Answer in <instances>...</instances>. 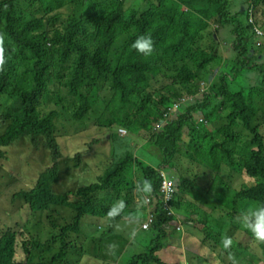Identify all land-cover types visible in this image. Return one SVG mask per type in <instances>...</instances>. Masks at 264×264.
<instances>
[{
    "label": "trees",
    "instance_id": "trees-1",
    "mask_svg": "<svg viewBox=\"0 0 264 264\" xmlns=\"http://www.w3.org/2000/svg\"><path fill=\"white\" fill-rule=\"evenodd\" d=\"M144 2L68 0L74 11L68 15L57 6L56 0L4 1L0 11V33L5 35L6 56L4 70L0 72V125L4 128L0 132V154H5L3 146L10 147L25 136L36 145L43 140L49 147L55 165L40 174L34 188L20 189L13 199L24 200L31 208L32 219L25 222L26 229L37 231L39 224L34 221L44 223L46 233L60 237L61 244L59 254L53 257L18 261L16 233L0 232V264H80L77 254L82 251V238L84 241L88 238L81 221L99 208L98 203L111 206L114 201L124 199L127 203L124 215L130 213L137 202L133 196L134 176L139 181L150 179L152 193L160 195L163 178L156 165L140 157L134 159L133 154L122 159L112 171L106 169L111 172L102 171L97 182L64 197L56 193L53 188L60 178L58 161L62 156L59 133L67 125L71 129V123L85 128L90 125L124 128L143 140H151L143 148L147 145L162 148L161 160L149 151L159 167L165 162H178L181 169L183 161L186 162L188 167L181 170L178 179L182 184L176 186L189 192V198L180 201L178 192L172 205L178 210L184 206L182 210L187 216L196 213L200 201L193 195L204 183L193 168L198 166L204 175L210 174L205 184L207 181V188L216 189L215 208L220 215L211 228L205 225V235L220 245L225 228L231 229L232 238L231 234L239 228L245 231L235 219L241 208L250 202L264 203V130L262 124L255 123L264 108V52L257 45L264 35L258 37V25L242 14L244 1L159 0L154 4L151 0L142 8ZM183 10L192 11L184 17ZM258 10V23H261L264 0H260ZM212 20L223 23L221 36L235 37L234 57L217 69L209 67L207 60L212 59L211 53L198 47L192 51L190 47L196 45L195 37ZM165 27V33L177 29L180 37L177 44L166 45L160 38ZM144 34L151 35L154 41L150 57L138 54L131 47ZM184 58L189 63L179 68L177 63ZM166 61L175 65L167 68L161 64ZM207 68L209 85L204 89L199 70ZM182 90L193 97L182 99ZM6 97L10 102L3 105ZM175 103L178 104L176 119L172 115L170 122L154 132L150 115L157 112L153 119L163 121L164 113H169ZM198 119L201 121L197 124ZM75 161L78 166L82 163L81 154ZM225 164L244 178L240 187L233 188L226 180L228 174H222ZM124 171L129 180L121 178ZM191 177L195 179L192 181ZM50 205H67L76 210L75 223L64 225L52 220L50 224V216L56 211ZM153 205L155 219L150 228L159 232L151 241L154 249L135 253L127 262L122 255L117 260L119 264H170L158 252L163 248L162 239L173 215L163 207L160 197L154 198ZM106 213L105 210L92 216L104 218ZM57 226H63L61 233L54 230ZM32 233L37 235L35 243L39 248L57 245L53 241L56 237L44 239V234ZM257 244L264 251V243ZM198 245L202 242L197 238L189 241L188 252L200 255L204 264H209L205 251L208 240L203 239L202 249ZM231 252L238 264H261L260 260L250 258L238 241L233 240ZM217 254L222 264H231L223 249ZM196 256H190L191 260Z\"/></svg>",
    "mask_w": 264,
    "mask_h": 264
},
{
    "label": "rangeland",
    "instance_id": "rangeland-1",
    "mask_svg": "<svg viewBox=\"0 0 264 264\" xmlns=\"http://www.w3.org/2000/svg\"><path fill=\"white\" fill-rule=\"evenodd\" d=\"M56 3L57 6L67 12L68 15L73 14L74 11H72L71 6L68 4V0H56ZM255 10L256 8L252 11L253 20H257L258 18ZM182 13L185 17H188L190 12L182 11ZM66 19L67 18H62V20ZM209 24L210 25L206 29L197 35V47L212 54V59H208L207 61L209 67L217 69L223 65L225 60L234 57L232 55L235 53L233 49L235 37L220 35L223 24L220 20H212ZM259 28L264 31V23L263 27L259 26ZM134 31L135 30H133V32ZM258 42L259 41H257V45ZM258 46L264 52V40L261 42V45ZM190 47L192 46L190 45ZM187 63H189V60L184 58L177 64L180 68ZM161 64L165 65L167 68L175 65L173 61H166ZM190 65L194 69H198L197 66L191 63ZM208 68L199 70L200 80L203 82L204 89L209 85ZM181 85H186V83H181ZM192 97L193 96H188L185 90L181 91V98L191 99ZM1 110L2 107H0V114L2 112ZM261 112L262 114L257 117L255 123L262 124L264 130V108ZM156 115L157 112H153L149 117V121H153L152 118ZM170 120L171 119L167 117V121ZM199 121L201 120L198 119L196 123L198 124ZM160 127L161 125L156 126L155 129ZM3 131L4 128L0 125V132ZM109 134L110 136H107ZM133 135L128 130L124 128L120 129L119 127L111 129L90 125L85 128L73 123H71V129L69 125L65 126L62 132L59 133V141L62 146V156L58 161V175L60 178L59 181L54 184L53 190L64 197L70 192L77 191L82 186L95 181L97 182L99 180L98 176L102 174V171L105 172L107 168L112 171L117 167L119 162L129 156V154H133L134 159L141 156L145 162L159 166V164H155L153 161L155 158L149 151L155 152L161 160V149L151 145H147L143 148L142 146L151 140H143L137 135H135L137 136V138H135ZM153 138L154 135L150 139ZM94 139L101 140L94 141ZM158 144L161 145L160 143ZM2 152L5 154H0V232L11 231L16 233L15 258L18 261H34L42 259V257L49 258L59 254L61 241L60 237L55 234L48 235L46 233L44 234V239L46 236L56 237L53 241H56L57 245L45 247L43 249L37 246L35 243L37 237L33 235L30 230L25 228V222L32 219L30 206L27 205L24 200L15 201L13 199L14 193L20 189L31 190L34 188L37 185L40 174L55 165L56 160L53 158L51 150L45 145L43 140H41L39 145H36L29 136H25L21 140L16 141L13 145L11 144L10 147L3 146ZM78 154H81L82 157V164L80 166H77L75 161ZM112 163L113 165H111ZM131 163L136 164L137 162L133 161ZM182 164L183 166L181 169H178V162L177 164L165 162L163 167L164 174L171 179L181 178L182 171H185L188 167L186 162L183 161ZM110 165L111 167L109 168L108 166ZM174 165H176V167ZM201 170L202 169L198 166L193 168V171L200 175L199 179L204 180L203 185L197 187L198 192L193 195L200 201L195 209L196 213L187 216L185 215V210H182L184 206L178 210L172 205L175 195H177L178 198V192L180 201L184 202L189 198V192H183L180 187L177 188L175 184V193L177 194H173L171 201V205L174 207V213L168 212L170 215H173L172 222L167 228L166 237L162 239L163 248L158 252L163 261L167 263L204 264L203 257L188 252L187 243L197 238L198 241L202 242V245H198L201 249L203 248V239L208 240L209 247L205 249L206 257L208 258L207 263L222 264L221 258L217 254L222 251V245H220L218 241L209 240L208 236L205 235V225H215L218 222L217 219L219 218L220 212L215 208L218 203V195H216V189L214 187L207 188V181L210 179L211 175H204ZM111 171L107 170L106 172L109 173ZM134 171L138 174L136 169H134ZM222 174H228L226 180L233 188L240 187L244 179L240 174H237V170H231L229 164H225L222 167ZM121 178L128 179L126 171H124L123 177ZM194 179V177H191L192 181ZM205 179L207 180L206 184ZM138 181L137 177L134 176V184ZM178 184L182 183L178 180L177 185ZM205 191L208 193L207 196L203 194ZM126 192L127 191L124 193ZM152 195L153 193L151 196ZM133 196L134 198L137 197V202L130 213L139 215L140 224L138 226L130 225L127 220L123 218V215L120 216V218H116L114 221L107 217L99 218L92 216L93 214L100 215V213H103L105 210L108 211L110 206H104L100 203H98L99 208L92 210L91 214L86 215L85 221H81V227L88 238L86 241L82 238V251H79L80 253L77 254L81 259L80 264H119L117 260L122 255H125L127 262L129 257L133 256L135 253H144L154 249L152 248L151 241L158 237L159 232L152 228H143L145 221L149 220L150 216L153 215L154 199L152 198L147 204L142 205L135 192V188ZM168 198H170V196H168ZM160 202L165 208L164 202ZM224 205L225 204H223V206ZM49 207L50 209H56V211H53L54 214L50 216L51 219L49 222L53 220L56 223L63 222L64 225L65 222L68 224L70 222L73 224L75 223V217H77L76 210L67 205H50ZM17 210L19 211L16 212ZM101 210H103V212ZM151 218L155 219L152 216ZM133 227L138 229L137 235L134 237L131 235ZM62 229L63 226L54 228L58 233H61ZM229 230L231 231L230 228H225L223 234L229 236ZM231 235L233 236L234 242L238 241L244 246L250 258L260 260V263L264 264V251L261 246L257 244L259 242L255 241L248 231H243L239 228V231L236 230V232H233ZM110 242H115L118 245L115 255L109 253L106 248V245ZM190 256H196V258L191 260Z\"/></svg>",
    "mask_w": 264,
    "mask_h": 264
},
{
    "label": "clouds",
    "instance_id": "clouds-1",
    "mask_svg": "<svg viewBox=\"0 0 264 264\" xmlns=\"http://www.w3.org/2000/svg\"><path fill=\"white\" fill-rule=\"evenodd\" d=\"M4 1L5 0H0V11L2 10L3 6L5 5ZM150 1L151 0H146V2H144V4H143L142 8H144L147 5V3ZM158 1L159 0H152L153 3L155 2L154 4H156ZM243 1H244V5H245L243 7V9H245V11H243L242 13L244 15L249 16L251 23L258 25V26H256V30L258 32L257 36L260 37L261 35H264V31H262L259 28V26L263 27L264 20L261 23H258L259 18H257V20L252 19V11H254V8H256V10H255L256 15L259 17L258 4L260 3V0H243ZM183 11H186V10H183ZM188 11L191 12L192 10H188ZM166 27L161 32L160 38L162 40H164L166 45L177 44L180 41V37L177 34V29L174 28V29L165 33ZM170 32L172 33V36L170 35ZM258 41H259L258 45H261V42L263 40L259 39ZM195 42H196L195 46L190 44L192 46L191 47L192 51H193V47L194 48L197 47V38L196 37H195ZM4 44H5V35L0 33V72H2L4 70V65L6 63ZM131 47L138 54H140L144 57H150L154 52V41H153L151 35H147V34L140 35L132 43ZM259 60H262V59L260 58ZM3 102H4L3 105L8 104L10 102V99L8 97H6L3 99ZM177 105L178 104L175 103L174 106L170 108L169 113H164L165 118L163 121L162 120L156 121L152 118L153 119L152 124H153L154 132H157L159 129H162L168 122L171 121V120L167 121V117L172 119L171 117H172V115H174L173 116L174 119L176 118V106ZM161 116H162V111H161ZM156 124H158V125H156ZM155 125L156 126L161 125V127L158 129H155L156 128ZM142 147H144V146H142ZM161 151H162V148H161ZM140 158H141V160L144 161L143 157L140 156ZM174 166L176 167V165H174ZM163 167L155 166V168L158 169L161 177L163 178V180L161 182V186H160V195H156L155 193H153V195L151 196V194L153 192V186H152V182L150 179H144L142 181H138L135 185V192L137 193L138 198L140 200V203L142 205L147 204L149 202V200L152 198L154 199L156 197H160V201L164 202V206L168 210V212L173 214L174 213V207L171 205V201L173 198V194L176 192L175 184L177 185L178 179H171L169 176H166L164 174ZM168 182H172V188L170 190L165 188V185ZM91 184L92 183L87 184V185H91ZM174 186H175V188H174ZM168 196H170V198H168ZM126 208H127L126 201L124 199H118V200L114 201L112 203V205L109 207V209L106 213V216L108 219L114 221L118 216L123 215V218L125 220H127V222L130 225L138 226L140 224L139 215L135 214V213H128V214L124 215ZM151 216L154 217L153 215H151ZM151 216H150V219L145 221V223L143 224L144 229H148L152 226V222L154 221V219H152ZM104 218H106V217H104ZM235 219L237 220V222L241 225V227L243 229H245L246 231L251 233V235L255 241H257L259 243H264V203L250 202L245 207H243L239 210ZM34 222L36 224H39V230L33 231V230L29 229L30 232L32 231V232L37 233V234H39V233L42 234L45 231L43 234H46V230H45L46 224L38 223V221H34ZM50 224H51V222H50ZM137 232H138V229L136 227H133L131 235L134 237L135 235H137ZM33 235H35L37 237L36 234H33ZM82 243H83V241H82ZM220 243L222 245L223 250L228 254L227 258L231 262V264H238L234 254L231 252V248L233 246V238L231 236L224 235V236H222ZM106 248H107L109 253L115 255V252L118 248V245L115 242H110L106 245Z\"/></svg>",
    "mask_w": 264,
    "mask_h": 264
},
{
    "label": "built area",
    "instance_id": "built-area-1",
    "mask_svg": "<svg viewBox=\"0 0 264 264\" xmlns=\"http://www.w3.org/2000/svg\"><path fill=\"white\" fill-rule=\"evenodd\" d=\"M165 188L170 190L172 188V182H168L166 185H165Z\"/></svg>",
    "mask_w": 264,
    "mask_h": 264
}]
</instances>
